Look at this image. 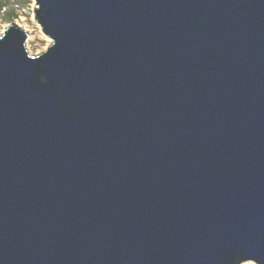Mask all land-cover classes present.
I'll list each match as a JSON object with an SVG mask.
<instances>
[{
    "label": "water",
    "instance_id": "water-1",
    "mask_svg": "<svg viewBox=\"0 0 264 264\" xmlns=\"http://www.w3.org/2000/svg\"><path fill=\"white\" fill-rule=\"evenodd\" d=\"M0 35V264H264V0H34Z\"/></svg>",
    "mask_w": 264,
    "mask_h": 264
},
{
    "label": "rangeland",
    "instance_id": "rangeland-1",
    "mask_svg": "<svg viewBox=\"0 0 264 264\" xmlns=\"http://www.w3.org/2000/svg\"><path fill=\"white\" fill-rule=\"evenodd\" d=\"M5 8L0 11V35L9 25H15L28 34L26 37V50L32 56L44 52L52 43L51 39L45 36L34 18L36 8L34 0H0ZM9 16H12L9 19ZM242 264H255L245 262Z\"/></svg>",
    "mask_w": 264,
    "mask_h": 264
},
{
    "label": "trees",
    "instance_id": "trees-1",
    "mask_svg": "<svg viewBox=\"0 0 264 264\" xmlns=\"http://www.w3.org/2000/svg\"><path fill=\"white\" fill-rule=\"evenodd\" d=\"M5 8V4L0 2V11L3 10ZM12 16H9V19H11Z\"/></svg>",
    "mask_w": 264,
    "mask_h": 264
}]
</instances>
